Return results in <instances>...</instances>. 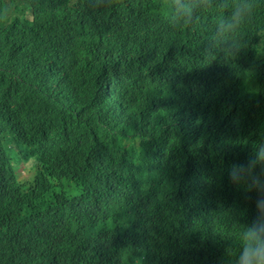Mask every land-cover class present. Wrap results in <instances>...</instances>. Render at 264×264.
<instances>
[{"label": "trees", "instance_id": "1", "mask_svg": "<svg viewBox=\"0 0 264 264\" xmlns=\"http://www.w3.org/2000/svg\"><path fill=\"white\" fill-rule=\"evenodd\" d=\"M194 1L184 0L188 15ZM235 2L199 0L195 16L188 19L178 17L177 5L167 0H0V264H21L12 228L22 225L34 208L31 230L38 231L43 264H84L86 259L88 264H112L97 260L103 246L91 240L73 247L74 233L81 228L54 210L64 211V206L51 202L52 190L74 192L90 185L95 177L100 179L104 165L122 187L141 196L138 177L121 162V147L133 139L124 134L131 123H139L145 133L164 132L154 116L157 97L167 105L177 103L185 88L198 80L203 66L193 55L196 41L208 46L203 61L219 80L242 84L251 101L253 125L233 128L230 139L247 149L252 134L260 137L264 54L258 55L255 46L258 30L264 29V0H247V22L238 36L241 47L232 53L231 41L220 43L213 35ZM51 26L66 36L65 47H55ZM65 50V60L59 63L44 55ZM167 82L172 83L169 93L162 91ZM217 116L211 118L207 135L217 134L228 122L225 117L221 123ZM192 119L198 125L200 118ZM20 163H31L28 178H19ZM208 175L204 169L195 180L206 181ZM247 183L236 180L232 197L234 204L253 211L254 200L264 198V191ZM150 187L159 189L156 183ZM113 192L121 190L114 186ZM157 204L158 195L147 206L142 198L133 211L142 219ZM220 208L221 214L210 216L206 227L216 239L238 228L228 208ZM197 252L211 262L233 254L229 246ZM175 259L168 249L157 256L156 264H178Z\"/></svg>", "mask_w": 264, "mask_h": 264}, {"label": "clouds", "instance_id": "2", "mask_svg": "<svg viewBox=\"0 0 264 264\" xmlns=\"http://www.w3.org/2000/svg\"><path fill=\"white\" fill-rule=\"evenodd\" d=\"M198 1L190 5L188 15L184 0H167L177 5L174 9L178 17L188 15V19L195 16ZM248 13L247 0H236L230 5L228 15L217 23L213 39L220 43L231 41L230 51L235 53L241 47L238 36ZM50 28L56 34L55 47H65L66 36L56 27ZM258 33L260 40L255 52L260 55L264 54V29ZM207 48L198 41L193 44L194 58L203 69L177 103L167 105L157 97L154 116L164 132L145 133L139 123H131L124 134L133 135V139L121 147V162L131 176L138 177L141 196L122 187L104 165L100 179L95 177L90 185L74 192L64 187L53 188L51 202L64 206V211L53 207L54 210L81 228L79 233H74L73 247L81 240H91L103 246L98 250L97 260L112 264H156L157 256L166 255L168 249L175 252L178 264H264V198L254 200L256 215L234 204L232 197V187L241 179H247V186L264 191V121L259 126L260 137L252 134L247 149L238 148L230 139L233 128L246 122L253 125L252 104L242 84L220 81L212 66L203 61L202 54ZM66 54V50L44 53L56 63L63 62ZM171 86L167 82L162 91L169 93ZM188 110L199 114H187ZM214 115L221 117V123L225 117L228 122L211 136L206 131ZM192 117L200 118L198 125ZM172 130L177 132L171 133ZM204 169L209 170L208 179L196 181L195 177L203 175ZM151 183H156L159 189L151 188ZM114 186L121 192L114 193ZM155 195H158L157 207L149 210L148 217L140 219L133 209L142 198L147 206ZM221 206L228 208L238 228L216 239L207 234L206 227L210 216L221 214ZM4 210L6 221L10 222L7 205ZM34 212L35 208L22 225L12 228L16 229L14 235L19 245L16 257L21 264H43L38 254V231L31 230ZM218 246L231 247L233 254L211 262L197 252ZM0 249H3L1 242ZM82 262L88 264L87 259Z\"/></svg>", "mask_w": 264, "mask_h": 264}, {"label": "rangeland", "instance_id": "3", "mask_svg": "<svg viewBox=\"0 0 264 264\" xmlns=\"http://www.w3.org/2000/svg\"><path fill=\"white\" fill-rule=\"evenodd\" d=\"M19 68L24 69V66L19 65ZM18 171L21 178H28L32 172L31 163H22L18 167Z\"/></svg>", "mask_w": 264, "mask_h": 264}]
</instances>
